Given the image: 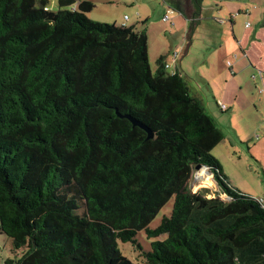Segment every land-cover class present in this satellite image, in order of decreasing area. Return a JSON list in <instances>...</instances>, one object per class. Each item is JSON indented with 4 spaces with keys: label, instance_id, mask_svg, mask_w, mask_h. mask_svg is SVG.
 Instances as JSON below:
<instances>
[{
    "label": "trees",
    "instance_id": "1",
    "mask_svg": "<svg viewBox=\"0 0 264 264\" xmlns=\"http://www.w3.org/2000/svg\"><path fill=\"white\" fill-rule=\"evenodd\" d=\"M48 5L0 0V235L19 256L3 264H135L120 243L145 264H264V202L230 183L183 77L164 57L153 72L146 29ZM198 165L217 196L191 191Z\"/></svg>",
    "mask_w": 264,
    "mask_h": 264
},
{
    "label": "crops",
    "instance_id": "2",
    "mask_svg": "<svg viewBox=\"0 0 264 264\" xmlns=\"http://www.w3.org/2000/svg\"><path fill=\"white\" fill-rule=\"evenodd\" d=\"M87 1L122 9L120 24L146 29L148 47L156 35L168 33L170 43L158 47L156 58H165L167 71L181 75L191 96L222 133L226 130L214 151L225 148L227 165L221 150L214 157L232 186L264 202V94L259 93L264 80L252 79L258 71L264 73V0H201L200 10L195 0ZM167 15L169 21L164 22ZM206 171L211 185L202 187L218 194L213 174ZM199 174L194 181L200 186Z\"/></svg>",
    "mask_w": 264,
    "mask_h": 264
},
{
    "label": "rangeland",
    "instance_id": "3",
    "mask_svg": "<svg viewBox=\"0 0 264 264\" xmlns=\"http://www.w3.org/2000/svg\"><path fill=\"white\" fill-rule=\"evenodd\" d=\"M82 1H84V0H82ZM48 7L53 12H57L59 10L58 2L55 1V0H49ZM73 9L77 10L78 8H77V6H75V7L71 8V10H73ZM121 11H122V9H119L117 7L112 8L110 6H103V5H100V4H98L96 2V8L91 13L88 14V18L90 20H92L94 22H98V23L122 26L120 24L121 23L120 21H121V18H123L125 15L122 14ZM172 22L170 21L171 24H172ZM170 23H168V24H170ZM128 27H132V26H128ZM165 35L169 36L168 33H163L162 35H156L154 41H152V44L149 45V47H148L149 48V50H148L149 61H150V65H151V68H152L153 72H156V69H157V60L159 58H156V55L160 51V48H158V47H161L162 45H167V43L168 44L170 43L169 37H167ZM148 37H149V35H148ZM204 37H206V36L204 35ZM179 38H180V36H178V39ZM149 42L150 41H148V43ZM198 55H200V54L198 53ZM191 62H192V60H191ZM206 113L208 114L207 111H206ZM208 115L211 117V114H208ZM223 133H225L227 135V132L224 129H223ZM221 146H219L217 150H215V151L213 150L214 152L212 151V155L213 156L219 155V150H221V153H222V156H223L222 157V161H223L224 164H226V162H225L226 151H225V148L221 147ZM246 170H247V167L244 166V171L248 172ZM255 173L257 174L258 171H256ZM194 174H195V171L193 173V177H192V179L190 181L189 186H190V189H191V191L193 193H197L198 191H200L201 189H204L206 187H202L204 185H200L201 186L200 187L199 184L195 183ZM238 175H239V173H238ZM252 177H255V175H252ZM247 182H249V181H247ZM209 183H210V180H208L207 178H205L203 180V182H201V184H209ZM250 184L253 186L254 182L250 181ZM234 188H236V187H234ZM206 189L210 190L209 197L217 196V195H215V194H217V192H214L213 189H211V188H206ZM241 192H243V191H241ZM246 194H248V193H246ZM248 195L253 196V194H248ZM221 197H222L221 198L222 200H225V196L224 195H222ZM253 197H255V196H253ZM258 197H262V196H258ZM173 201L174 200L172 199L160 211V213L157 215L156 219L151 223V225H150L151 228H153V229L156 228L161 223L162 219L165 216H169L171 214L172 208H173V203H174ZM164 238H165V236H162L158 240H163ZM138 241L140 242V244L144 248V250L151 249V243H152L153 240L152 241L148 240L145 232H141L138 235ZM0 248H1V251H0V264H3L4 260H6L8 258L15 259V258L19 257V256H16V254L13 253L11 240L8 237H6V236H1L0 235ZM120 250H121L123 255H125L127 258H129L135 264H145V262L143 261V258L141 256V252L136 251L132 247V244H130V243H120Z\"/></svg>",
    "mask_w": 264,
    "mask_h": 264
},
{
    "label": "built area",
    "instance_id": "4",
    "mask_svg": "<svg viewBox=\"0 0 264 264\" xmlns=\"http://www.w3.org/2000/svg\"><path fill=\"white\" fill-rule=\"evenodd\" d=\"M73 11H75V9H73ZM126 19H127V18H126ZM163 21H164V22H168V21H169V17H168V16H165V17L163 18ZM172 25H175V23L173 22ZM235 58H236V57H235ZM227 64H228V66H229L230 68H232V62H228ZM168 68H169V66L166 64V69L168 70ZM171 74H172V75H175V74H177V72H173V73H171ZM252 79H253L254 81H256V80L263 81V80H264V73H263L262 71H258L256 75H253V76H252ZM259 93H260V94H264V89H263V88L260 89V90H259ZM221 108H222V110H226V109H227V107H226L225 105H221Z\"/></svg>",
    "mask_w": 264,
    "mask_h": 264
},
{
    "label": "water",
    "instance_id": "5",
    "mask_svg": "<svg viewBox=\"0 0 264 264\" xmlns=\"http://www.w3.org/2000/svg\"><path fill=\"white\" fill-rule=\"evenodd\" d=\"M200 2H201V0H195V3L197 4L199 10H200ZM200 13H201V12H200ZM199 15H200V14H199ZM133 122H134L135 125H138V126H140L141 128H143L145 131H147L148 134H149V138H153V137H154L153 133H152L147 127H145L144 125H142L140 122H137V121H134V120H133ZM203 168H205L206 170H208V168L205 167V166H202V165H198V166H196V167H195V174H194V176H196V173L199 172V171H201ZM208 173H209V172H208ZM225 200L228 201L229 198H228L227 196H225Z\"/></svg>",
    "mask_w": 264,
    "mask_h": 264
},
{
    "label": "bare ground",
    "instance_id": "6",
    "mask_svg": "<svg viewBox=\"0 0 264 264\" xmlns=\"http://www.w3.org/2000/svg\"><path fill=\"white\" fill-rule=\"evenodd\" d=\"M200 172V174H199V176H203V178H202V180H204L205 178H207L208 179V177H209V175L207 176V171H206V169L205 168H203L201 171H199ZM198 176V177H199ZM200 179V178H199ZM212 179V178H211ZM201 180V181H202ZM209 180V179H208Z\"/></svg>",
    "mask_w": 264,
    "mask_h": 264
}]
</instances>
